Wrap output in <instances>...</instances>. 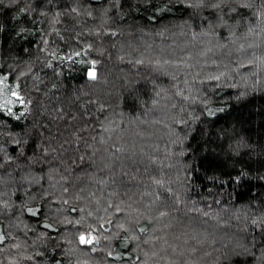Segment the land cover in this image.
Wrapping results in <instances>:
<instances>
[{"label": "trees", "instance_id": "16d2710c", "mask_svg": "<svg viewBox=\"0 0 264 264\" xmlns=\"http://www.w3.org/2000/svg\"><path fill=\"white\" fill-rule=\"evenodd\" d=\"M0 105V264H264V0H0Z\"/></svg>", "mask_w": 264, "mask_h": 264}, {"label": "snow or ice", "instance_id": "6c2138e0", "mask_svg": "<svg viewBox=\"0 0 264 264\" xmlns=\"http://www.w3.org/2000/svg\"><path fill=\"white\" fill-rule=\"evenodd\" d=\"M213 7H218V5H213ZM93 64H94V62H93ZM89 77L94 79L95 78V73L94 72H89ZM13 95L17 96V98L19 99V102L21 104L24 103L23 99L20 98L17 93L13 92ZM8 103H11V101H9ZM2 107H4V106L0 105V108H2ZM8 114L9 115L11 114V109L10 108L8 109ZM2 239H3V237L0 236V240H2ZM79 239H80V243H82V244H91L93 242L94 237H90V234H89V236L81 235Z\"/></svg>", "mask_w": 264, "mask_h": 264}, {"label": "rangeland", "instance_id": "374dc122", "mask_svg": "<svg viewBox=\"0 0 264 264\" xmlns=\"http://www.w3.org/2000/svg\"><path fill=\"white\" fill-rule=\"evenodd\" d=\"M90 72H94L93 70H91Z\"/></svg>", "mask_w": 264, "mask_h": 264}]
</instances>
